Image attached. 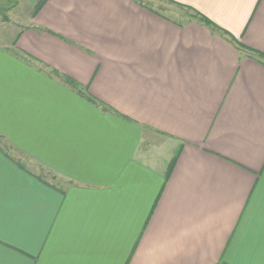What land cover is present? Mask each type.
<instances>
[{
    "label": "crops",
    "instance_id": "crops-1",
    "mask_svg": "<svg viewBox=\"0 0 264 264\" xmlns=\"http://www.w3.org/2000/svg\"><path fill=\"white\" fill-rule=\"evenodd\" d=\"M168 1L47 0L0 46V264H264V0Z\"/></svg>",
    "mask_w": 264,
    "mask_h": 264
},
{
    "label": "rangeland",
    "instance_id": "rangeland-1",
    "mask_svg": "<svg viewBox=\"0 0 264 264\" xmlns=\"http://www.w3.org/2000/svg\"><path fill=\"white\" fill-rule=\"evenodd\" d=\"M11 1L16 2L13 8L9 5ZM37 2L38 0H0V46L10 43L17 28L27 24ZM140 2L175 19L181 18L183 14L179 12L180 8L165 0H140Z\"/></svg>",
    "mask_w": 264,
    "mask_h": 264
},
{
    "label": "trees",
    "instance_id": "trees-1",
    "mask_svg": "<svg viewBox=\"0 0 264 264\" xmlns=\"http://www.w3.org/2000/svg\"><path fill=\"white\" fill-rule=\"evenodd\" d=\"M47 0H38V2L36 3V5L34 6V9L32 11V17H34L38 12L39 10L42 8V6L46 3ZM167 2H169L170 4H173L175 6H177L178 8H180L181 10L185 9L184 7L176 4V3H173V2H170L167 0ZM10 7L13 8L14 6H16V2L14 1H11L9 3ZM141 5V3H140ZM9 7V8H10ZM187 11L189 9H186ZM193 19H198L200 22L204 23L207 27H210L212 29H215V27L212 25V23L210 21H208L207 19H205L204 17L202 16H199L198 14H195V17H193ZM252 56L258 61L260 62L262 65H264V55L259 53V52H256V51H250ZM64 83L66 85H68L72 90H74L76 93H78L79 95L83 96L84 98H86L88 101H90L92 104L100 107L102 109V111H108V107H106L105 105H103L102 103L98 102L97 100H95L93 97H91L90 95L87 94L86 90H84L83 88H81L78 84H76L75 82L67 79V78H64L63 79ZM1 140V139H0ZM0 149H2V151H4L3 148L0 147ZM20 164V163H18ZM218 264H224L223 262H219Z\"/></svg>",
    "mask_w": 264,
    "mask_h": 264
}]
</instances>
